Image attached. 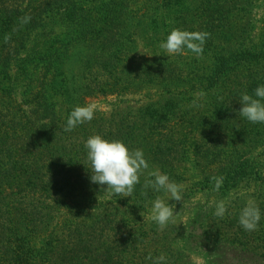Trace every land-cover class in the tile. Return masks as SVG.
I'll return each instance as SVG.
<instances>
[{
    "label": "trees",
    "instance_id": "16d2710c",
    "mask_svg": "<svg viewBox=\"0 0 264 264\" xmlns=\"http://www.w3.org/2000/svg\"><path fill=\"white\" fill-rule=\"evenodd\" d=\"M127 5L125 2L117 6L113 2L112 9L109 10V5L103 16L119 15L125 19ZM3 6L0 1V264H150L152 260L146 257L151 255L153 260L156 257L153 252L145 253L144 250L149 249L158 232L154 223L148 224L145 216L141 217L137 212L152 202L155 195H162L151 187H143L145 179L154 177H140V183L135 185L131 195L135 198L134 203L122 196L109 198L111 192H106V186L90 181L91 167L85 143L88 138L99 135L109 142H122L130 151L142 150L149 167H159L170 182L183 180L179 170L189 163L187 153L191 148H187V141H182L173 129L167 133L158 131L162 120L155 127L151 125L141 141L136 140L137 122H117L115 117L105 119L96 114L90 122L65 132L63 129L70 113L75 107L82 106L86 96L106 92L108 83L104 76L111 69L106 64L103 72L95 71L80 92H74L65 83L62 85L67 105L65 119L59 117L46 99L52 83L49 79V72L53 73L52 63L44 75L43 71L39 73L43 76L35 88H39L37 95L32 98L35 104L28 110L23 109L14 99L8 76L12 57L19 55L23 47L11 43L18 42L15 35L20 32L23 18L30 17L26 24L33 26L36 17ZM94 21V17L87 19L92 28ZM207 23L213 26L211 21ZM106 26H114V22ZM109 29L115 32V29ZM114 37L102 40L112 41ZM87 41L90 46L96 43L93 39ZM109 46L105 44L102 51L101 57L106 60ZM214 60L210 71L199 80L205 93H215L223 88L228 94V101L219 109V118L209 129L219 134L222 128H231L232 122L238 123L242 95L256 98L254 90L264 86V76L252 75L257 72L251 68L253 64L264 62V50L238 47L219 53ZM112 64L119 63L113 60ZM246 65L247 68L250 66L248 73L236 77ZM108 77L117 75L110 73ZM171 92L167 90L168 96H173ZM165 100L160 101L158 109L164 111L166 115L162 118L167 120V116L175 113L170 107H174L176 101L174 96ZM176 106L181 108L179 103ZM255 126L248 130L252 131ZM208 145L195 149L198 155L194 157V165L199 171V179L192 182L189 196L200 195L209 205L204 207V212L196 214L186 240L204 253L206 264L216 263L221 248H229L235 253L226 257V264L243 263L248 254L258 264H264V252L257 251H264V201L258 203V198L253 201L260 211L255 231H246L239 224L240 214L249 204L243 199L246 196H238V203H226L223 218L214 215L216 205L225 202L234 189L252 187V197L264 189V157L240 155L238 146L228 155L222 144ZM212 177H223L219 190H214ZM142 192L147 194L142 195ZM212 198L215 199L213 204L210 203ZM170 201V204L176 203ZM237 204L238 209H235ZM121 209L128 212L126 218ZM231 226L237 230L230 234ZM163 264L169 263L164 261Z\"/></svg>",
    "mask_w": 264,
    "mask_h": 264
},
{
    "label": "rangeland",
    "instance_id": "374dc122",
    "mask_svg": "<svg viewBox=\"0 0 264 264\" xmlns=\"http://www.w3.org/2000/svg\"><path fill=\"white\" fill-rule=\"evenodd\" d=\"M0 1H3V8L27 15L34 14L36 17L33 26L23 23L19 28L20 32L15 35L18 42L11 43L12 46L23 47L19 55L12 57L8 70L12 94L23 109L28 110L30 105L35 104L32 98L39 90L35 88L40 85L39 79L48 71L49 63H52L53 73L49 72L52 83L48 87L46 99L59 117L65 119L67 105L63 98L62 85L65 83L74 92H80L87 86V80L92 79L95 71L103 72V65L106 64L111 68L110 73L117 77H108V70L104 76L108 83L106 92L86 96L81 107L95 104L97 107L94 114L97 116L105 119L115 117L117 122H137L135 133L138 141L144 138L151 125H159L160 120L163 123L157 127L158 131L167 133L173 129L175 134L181 136L182 141H187V148H191L187 153L190 157L189 163L179 170L183 180L174 181L182 186L181 201L170 204V196L162 190V195H155L154 200L137 213L141 217L145 216L148 224L154 223L158 232L157 236H153L149 249L144 250L145 253L153 252L156 258L164 255L165 262L169 264H206L204 253L197 251L193 242L186 240L196 214L204 212V207L209 205L200 195L189 196L192 182L199 179V171L194 165V157L198 155L195 149L207 144L208 147L222 144L224 152L229 155L238 146L240 155H261L260 158H263L264 123H251L238 112V123L232 122L231 128H222L219 134L211 132L210 125L219 118V109L228 101V94L223 88L215 93L203 92L199 78L210 71V66L219 53L238 47L264 50V0ZM113 2L117 6L128 3L125 19L119 15L103 16L109 5V10L112 9ZM90 17L95 20L93 28L91 23H87ZM208 21L213 26L208 25ZM110 22H114V26L109 28L115 29V32L106 26ZM173 29L209 33L202 55L196 56L186 48L183 54L175 55H169L162 50L159 45L166 42ZM119 34L123 36H117ZM108 36L117 37L112 41L102 40ZM89 39L96 43L90 46L87 41ZM105 44L111 45L108 60L101 57ZM113 60L119 64L110 65ZM251 68H255L254 71L257 72L251 73L252 75H257V78L264 76L263 61L258 65L253 64ZM249 69L250 66H244L236 77L246 75ZM40 71H43L42 76ZM166 89L172 91L176 101L175 106L170 107L175 113L167 116V120L162 118L166 115L164 111L158 109L160 101L173 97L168 96ZM200 92L205 95L199 96ZM178 103L181 108H177ZM253 126L255 127L252 131L248 130ZM155 170L161 173L159 167L153 169L152 166L140 177H146ZM253 191L254 188L245 186L239 190L234 189L225 198L224 204L234 201L238 203V196H246L243 199L252 204L257 198L258 203L264 201V189L258 191L255 197L251 196ZM112 195L109 193L108 197ZM158 196L174 211V216L163 231H159L157 223L151 219L152 205ZM124 198L135 202V198ZM214 202L215 199L212 198L210 203ZM234 208L238 209V204ZM120 211L125 218L129 215L125 209ZM229 228L230 234L237 230L236 227ZM218 251L220 253L215 264H226V257L235 255L229 248ZM257 251L264 252L262 249ZM247 257L245 262L238 264H258L249 254Z\"/></svg>",
    "mask_w": 264,
    "mask_h": 264
},
{
    "label": "clouds",
    "instance_id": "9594fccd",
    "mask_svg": "<svg viewBox=\"0 0 264 264\" xmlns=\"http://www.w3.org/2000/svg\"><path fill=\"white\" fill-rule=\"evenodd\" d=\"M23 20L26 23L30 17H25ZM209 36L210 34L207 32L173 29L167 36L166 42L161 43L159 47L169 55L183 54L186 48L196 56H201L205 41ZM204 95L203 92L199 93L201 97ZM254 96L256 98L248 94L242 95L239 112L251 123H264V86L257 87L254 90ZM96 107L95 104L75 107L63 130L70 132L78 125L90 122L94 118ZM85 148L87 149V160L91 167L90 181L106 186V192H111L113 195L131 197L135 185L140 183V175L149 168L142 150L130 151L122 142H109L99 135L88 138ZM148 175L154 179H145L143 185L145 189L151 187L156 192L163 190L166 195L170 196L171 200L181 201V185L170 182L169 177L159 171L150 172ZM212 180L215 182L214 190H219L223 177H212ZM146 194V192H142V195ZM226 210L224 202L221 201L216 205L214 215L223 218ZM173 216V208L158 196L153 202L151 215V219L158 225V230L163 231ZM259 221L260 211L258 207L249 203L243 208L239 224L246 231L257 230ZM146 259L152 260L153 264H163L166 258L161 255L153 260V257L149 255Z\"/></svg>",
    "mask_w": 264,
    "mask_h": 264
}]
</instances>
